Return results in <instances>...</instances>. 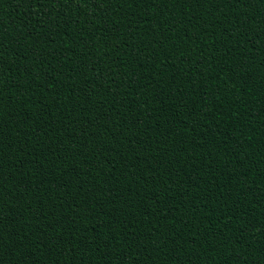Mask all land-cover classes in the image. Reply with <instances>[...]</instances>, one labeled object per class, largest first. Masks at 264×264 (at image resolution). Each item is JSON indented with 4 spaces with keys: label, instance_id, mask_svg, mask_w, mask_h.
I'll use <instances>...</instances> for the list:
<instances>
[{
    "label": "trees",
    "instance_id": "obj_1",
    "mask_svg": "<svg viewBox=\"0 0 264 264\" xmlns=\"http://www.w3.org/2000/svg\"><path fill=\"white\" fill-rule=\"evenodd\" d=\"M0 264H264V0H0Z\"/></svg>",
    "mask_w": 264,
    "mask_h": 264
}]
</instances>
